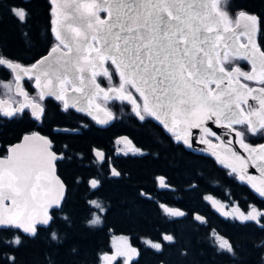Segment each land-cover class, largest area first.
I'll use <instances>...</instances> for the list:
<instances>
[{"label": "snow or ice", "instance_id": "6c2138e0", "mask_svg": "<svg viewBox=\"0 0 264 264\" xmlns=\"http://www.w3.org/2000/svg\"><path fill=\"white\" fill-rule=\"evenodd\" d=\"M50 3L54 6L51 32L57 43L48 55L24 65L0 54V66L14 77L7 83L0 81V87L11 92L14 83L16 94L23 97L15 106L0 99V116L15 119L28 109L34 120L43 122L46 108L41 102L52 97L65 113L75 110L99 124H108L115 115L97 99L127 102L139 121L154 119L187 147L193 145V130L201 131L199 142L207 146L204 151L264 198V144L254 148L245 143L248 133L264 134V47L259 42L264 39V17L246 11L232 16L227 0L223 6L222 0ZM9 11L22 23L26 21L24 9L11 7ZM102 11L106 13L104 19L99 15ZM237 59L250 61L251 71L234 67ZM114 76L119 83L108 88L97 82L98 77L112 81ZM25 78L34 81L38 98H30L25 91ZM246 81H257L262 86L253 88ZM250 99L258 107L251 105ZM208 122L227 129L224 138L212 131ZM232 137L246 157L232 147ZM121 142L123 148L119 151L125 155L142 154L128 137L121 138ZM9 153L0 158V226L35 236L41 226L50 225L52 213L61 208L66 185L56 175V168L61 160L71 157L54 150V140L39 132L26 134L20 143L9 147ZM95 156L98 161L105 160L101 151ZM249 166L258 169L259 177L249 174ZM109 171L112 176L121 175L114 167ZM158 179L162 187H168L163 177ZM100 183L95 178L89 181L93 189ZM212 203L224 207L214 199ZM91 204L100 212L105 210L97 201ZM161 208L171 217L185 215L167 205ZM223 214L242 224L254 222L264 228V209L255 205L247 212L234 206L233 211ZM195 218L204 221L203 217ZM99 222L95 214L89 221ZM51 239L58 240L56 232L51 233ZM163 239L171 242L174 237L164 235ZM13 242L19 244L20 237ZM147 243L158 251L162 248L160 243ZM213 243L218 251L237 256L233 243L215 231ZM132 253L136 250L121 253L127 257L125 264Z\"/></svg>", "mask_w": 264, "mask_h": 264}, {"label": "trees", "instance_id": "16d2710c", "mask_svg": "<svg viewBox=\"0 0 264 264\" xmlns=\"http://www.w3.org/2000/svg\"><path fill=\"white\" fill-rule=\"evenodd\" d=\"M223 3L224 0L222 6ZM227 4L232 16L246 11L264 17V0H227ZM11 7L24 9L28 14L26 21L22 23L13 16ZM50 18L49 0H0V53L26 62L44 54L54 43ZM259 42L264 47V39ZM110 82L117 83V77ZM26 88L29 94H36L31 84ZM100 103L115 115L104 127L96 126L80 112L65 113L60 110L59 101L46 97L43 122L36 125V120L25 112L23 127L14 125L9 131L0 130V144L4 145L36 129L54 140V150L71 157L57 164L66 192L61 208L52 213L53 221L47 227H40L35 236L23 235L13 228L0 229V264H100V255L108 250L111 234H125L132 245H138L142 240L158 241L163 233H170L174 240L158 263L217 264L208 261L207 251L212 243L205 233L207 225L193 222L192 214H205L207 196L224 199L230 193L239 203L244 197L258 205L264 201L258 200L246 184L238 182L235 174L219 166L210 155L193 152L174 142L150 118L139 121L128 103L102 99ZM55 128L59 129L54 131ZM61 128L75 131H61ZM122 135L142 154L125 155L119 151L122 142L116 137ZM251 135L246 134L245 140H251L252 136L262 138V134ZM93 148L101 149L110 161L97 163ZM107 162L121 173L119 177L109 175ZM160 177L170 187L164 198L167 204L185 213L179 220L169 221L157 202L161 194L154 191ZM86 178H97L101 183L93 189L86 185ZM90 197L97 198L105 209L99 214L98 224L89 223L96 211L88 203ZM52 232L57 233L58 240L51 239ZM17 236L19 244L13 242ZM231 241L242 253L236 257L222 253L220 264H264V228L254 226L249 232L235 234ZM145 252L147 249L142 248L144 256ZM147 262L151 261L147 259Z\"/></svg>", "mask_w": 264, "mask_h": 264}, {"label": "flooded vegetation", "instance_id": "af4514ba", "mask_svg": "<svg viewBox=\"0 0 264 264\" xmlns=\"http://www.w3.org/2000/svg\"><path fill=\"white\" fill-rule=\"evenodd\" d=\"M99 14L101 16H103L104 15V12L102 11ZM55 42L56 41L54 39V43ZM7 58L12 59L10 57H7ZM16 61H19V60H16ZM19 62L22 63V64H24V65H27V64L31 63V62H26V61H19ZM233 66H238L241 70H243L245 72H248L249 69H250V65H249V63L245 59H237V61L234 62ZM98 78L100 80H98ZM98 78H97V81L101 84V86H103L105 88L111 86L112 84H118L119 83L118 78H117V83H111L105 77H98ZM13 79H14V77H13V74L10 72V70H7L5 66H0V81H2L4 83H7L9 81H13ZM246 82L249 84L250 87H252V86H260L261 87L262 86L257 81H246ZM29 84H31V86H32V80H28L27 78H25V80L22 82V85H23L25 91H27V93H28V90H27L26 87L29 86ZM33 89L36 91V94L33 93V95H31V94L28 93L29 96L31 98H35V95L38 97L39 93L37 92V90L34 87H33ZM10 93L12 94L11 96H10ZM0 99L11 101L12 104H13V106H15L16 102L21 100V97L14 93L13 88H12V91L9 92L7 89H4V88L0 87ZM100 99H102V98H98L97 99V101L99 103H100ZM115 101H119V100H115ZM108 102H110V101H108ZM41 103L43 104V102H41ZM129 107L131 109V105L130 104H129ZM59 108L61 110V104H60ZM25 112L29 114V110L28 109H26ZM150 119L156 125H158L163 130V132L171 140H173L174 142H177V141L174 140L172 134L165 132L164 131V128L157 121H155L152 118H150ZM25 124H26V122H25V120L23 118V115L18 116L15 119H8V118H4V117L0 116V130L3 129L5 131H9L11 129H14V125H16L17 127L18 126L23 127ZM36 124H37V121H36ZM10 135H12V134H10ZM21 135H23V134H21ZM21 135L19 136V138L21 137ZM252 135H254V134H252ZM255 135H256V137H259L260 136V134H255ZM208 138L211 139V137H208ZM250 138H252V139L251 140H247L246 139L245 142H247L249 144H258V143H260V142H262L264 140V134H262V138L261 139H257L254 136H252ZM116 140H118L117 137H116ZM257 140H260V141H257ZM119 141H121V140H119ZM251 141H257V142L253 143ZM13 142L6 143L4 145H1L0 144V147H1L0 148V152H1L0 155H4L6 153L7 146L10 145ZM180 143H181V145L184 148H186L185 145L182 142H180ZM119 145H120V148L119 149L123 148V143H120ZM186 149H188V148H186ZM141 152H142V150H141ZM93 157L95 158V156H93ZM95 160L97 161V163H100V162H103L104 163V161H98L96 158H95ZM105 160L110 161L109 158L106 159V156H105ZM109 165H111V164L110 163L107 164L108 171H109ZM109 175H110V171H109ZM91 179H93V178H86V180H87L86 185H90L89 184V181ZM95 179H97V178H95ZM78 183H79V180L76 178L75 179V184H76V188H77V193H78V188H79ZM155 185H156V188H155V191L154 192L155 193H159L160 192V194H161L159 198L157 197L158 198L157 199L158 200L157 202L159 203L160 207H161V205L170 206V205L167 204L166 200L164 199L166 197L167 193H170V187L169 188L168 187H162L160 185V183H157V182L155 183ZM224 192H227V191H224ZM208 198H215L219 203H221L224 206L222 208V211L223 212L221 213V212L217 211L216 208L211 203H209L207 201ZM186 200H187V196L186 197L184 196V201H186ZM258 200H263V199L258 198ZM91 201H97V202H99L97 200V198L90 197L88 199V203L97 212H100L93 204H91ZM205 201L207 203V204H205V207H204L205 214L204 215L201 214L204 217V221L202 223H198L193 218V214L191 216V219H192L193 222H195L197 224H203L204 226L207 225V227L205 228V233H207V236H208L209 239H211L210 238L211 235L213 236V231H215V233L218 234L219 236H222V237L228 239L229 241H231L232 238H233V236H235V234H239V232H249L250 230H252V228L254 226H256L258 228H261L260 225H257L254 222H248L246 224H242L240 221L234 220L230 216H225L223 213H224V211H233L234 210V206H238L239 207V210L240 211H243V212H247L249 210V206H251V205H255L257 208H260V209H264V204L263 203L258 205L256 203L251 202L246 197H244L241 200V203H239L237 201V199L231 198V194L230 193H229V197L227 196L224 199H221V198H218V197H215V196H207V198H205ZM162 211H163V209H162ZM100 213H102V212H100ZM165 215L167 216V218H168L169 221L170 220H173L175 218H177L179 220V219H181L183 217V216H180V217H171V216H168L166 213H165ZM221 224H223V227H222ZM112 235H114V234H111L110 237H109V248H108V250H106L105 252H103L102 255H100V260H99V263L100 264H125V262L127 260V257L125 255H121V253L128 252V251H130V249H135L136 250V253H132V259L130 261H127V264H131L132 262L135 263V264H149L147 262V259H149L151 261L150 264H166V263H164L165 261H159V263H158V260H162L164 258V256H166V254L164 252L167 251V248L169 247L168 244L171 243L172 241L170 242V241L164 240L163 239V235H171L170 233H163L162 236H161V238H160V240H158V241H152L153 243H160L162 245V248L159 251L156 250V249H154V248H152L147 243V241H149V240H142L143 243H141V241H139L138 242L139 243L138 245H136V244L135 245H132L130 243L129 237L127 235H125V234H121L120 235V236H122L124 238L123 241H120L115 246H112L110 244V238H111ZM116 235H118V234H116ZM210 242L212 244L208 247L209 250L207 251L208 252V255H209L208 261L215 262L217 264H220V262H221L220 259L222 258V253H225V252L218 251L217 248L214 246V243L212 241H210ZM142 248H146L147 249V252H145V256L142 253ZM240 253H242V250L237 251V254H240ZM113 257H114V259H113ZM167 258L168 257H166V259ZM247 263L248 262H246V264Z\"/></svg>", "mask_w": 264, "mask_h": 264}, {"label": "water", "instance_id": "95a60500", "mask_svg": "<svg viewBox=\"0 0 264 264\" xmlns=\"http://www.w3.org/2000/svg\"><path fill=\"white\" fill-rule=\"evenodd\" d=\"M49 3H50V0H49ZM54 6L53 5H51V3H50V13H51V9L53 8ZM100 15V14H99ZM100 17L102 18V19H104V18H106V13L104 12V15L103 16H101L100 15ZM52 19H54V17L51 15V18H50V31H51V28L53 27V25H52V23H51V21H52ZM51 34H52V37L54 38V34L51 32ZM57 43V41L54 43V44H56ZM54 44L44 53V54H42L41 56H39L37 59H35L34 61H32L31 63H29V64H27V65H31V64H33V63H35L37 60H39V59H41L42 57H44V56H46V55H48V53H49V51H50V49L54 46ZM248 63H249V65H250V69H249V71L248 72H250L251 71V63H250V61H248V60H246ZM235 67V66H234ZM98 82V81H97ZM99 83V82H98ZM32 86L35 88V86H34V81L32 80ZM103 87V86H102ZM110 87V86H109ZM253 88H259L260 86H252ZM105 88V87H104ZM108 88V87H107ZM36 90H37V92L39 93V89H37V88H35ZM13 90H14V93L16 94V92H15V85L13 84ZM30 97V96H29ZM31 98V97H30ZM100 98H102V97H100ZM23 99V97H21V100ZM103 99V98H102ZM6 102H9V103H12L11 101H8V100H5ZM97 103H99L98 101H97ZM249 103L251 104V105H253L254 107H258V104H257V102L256 101H253V100H249ZM101 104V103H100ZM101 106L102 107H105L103 104H101ZM106 108V107H105ZM75 111V110H74ZM131 111H132V106H131ZM77 112V111H76ZM133 112V111H132ZM81 113V112H80ZM82 114H85V113H82ZM134 114V113H133ZM85 115H87V114H85ZM101 115V117H103V113H101L100 114ZM88 116V115H87ZM89 118H91L92 120H93V122H94V124L96 125V126H98V127H104V126H106V125H108V124H110L111 122H112V120L111 121H109V123L108 124H99V123H97L92 117H90V116H88ZM39 124V122L37 121V124L36 125H38ZM208 127H210L211 129H212V131H214V132H216L217 133V135H219V136H221V138H224L223 137V133H225V132H227L228 130L227 129H223V128H220V127H218V126H216L215 124H213L212 122H208ZM57 129H59V128H55V130H57ZM61 131H65V128H61L60 129ZM164 131L165 132H167L165 129H164ZM33 132H38L36 129H33V130H31V131H29V132H27V133H25V134H23V135H21V137L18 139V140H16V141H14L13 143H11L10 145H8L7 146V148H6V153L4 154V155H0V158H4V157H7L10 153H9V147L10 146H12V145H15V144H18V143H20L21 141H22V138L26 135V134H29V133H33ZM168 133V132H167ZM193 134H194V137H195V139L193 140V145H192V147H187V146H185L186 148H188V149H190V150H192V151H194V152H200V153H203V154H207V155H210L215 161H216V163L219 165V166H223V167H225L224 165H222V164H220L218 161H217V159L214 157V156H212L210 153H208L207 151H204V149H206L207 148V146L206 145H204V144H202V143H200L199 142V140H200V138H203V133L201 132V131H199V130H193ZM42 135V134H41ZM123 137H126L125 135H122V136H119V137H117V139L118 140H121V138H123ZM213 143H218V141H213ZM246 144H248V145H250V146H252V147H257L258 145H261V144H264V140L262 141V142H260V143H258V144H249V143H247V142H245ZM232 147H234L241 155H243V156H247V153L244 151V149H242L240 146H239V143L237 142V139L236 138H234V137H232ZM96 151H101L100 149H97V148H94L93 150H92V154H93V156H95V152ZM102 152V151H101ZM95 158L97 159V157L95 156ZM111 167H113L112 165H109V169L111 168ZM115 168V167H114ZM226 168V167H225ZM228 169V168H227ZM229 171H230V169H228ZM248 172H249V174H251V175H253V176H257V177H259V175H260V173H259V171H258V169H256V168H254V167H251V166H249V168H248ZM56 175H58V173H57V169H56ZM59 176V175H58ZM112 176V175H111ZM60 177V176H59ZM112 177H115V176H112ZM235 177H236V179L238 180V182H240V183H244V184H246L249 188H250V190L255 194V196L257 197V198H260V199H263L264 200V198H262V197H260L251 187H250V185H248L246 182H242V181H240L238 178H237V176L235 175ZM61 178V177H60ZM62 180V179H61ZM215 200V201H217L215 198H211V199H207V201L209 202V203H211L215 208H216V210L217 211H219V212H223L222 211V208H220V207H218L216 204H213L212 203V200ZM218 202V201H217ZM221 204V203H220ZM168 207H170V208H175V209H179V208H177V207H175V206H168ZM58 210V209H57ZM179 210H181V209H179ZM182 211V210H181ZM196 216H200V217H203L201 214H199V213H197V212H195V213H193V218L198 222V223H202V221H200V220H197L195 217ZM204 218V217H203ZM41 227H47V226H41ZM0 229H5V227H3V226H0ZM21 234H23V235H26V236H31V235H29V234H26V233H23V231L22 230H19V229H17ZM164 236V235H163Z\"/></svg>", "mask_w": 264, "mask_h": 264}, {"label": "rangeland", "instance_id": "374dc122", "mask_svg": "<svg viewBox=\"0 0 264 264\" xmlns=\"http://www.w3.org/2000/svg\"><path fill=\"white\" fill-rule=\"evenodd\" d=\"M35 94V93H34ZM12 94L10 93V96H11ZM35 98H38L36 95H35ZM99 213L100 212H97V211H95V215H98L99 216ZM92 218H93V216H92ZM96 224H98V223H96ZM121 234H118V235H116V234H114V235H112L111 236V238H110V244L112 245V246H115L116 244H118L120 241H123L124 240V238L122 237V236H120ZM210 238L211 239H209L210 241H212L213 242V236L211 235L210 236ZM103 254V253H102ZM101 254V255H102Z\"/></svg>", "mask_w": 264, "mask_h": 264}]
</instances>
